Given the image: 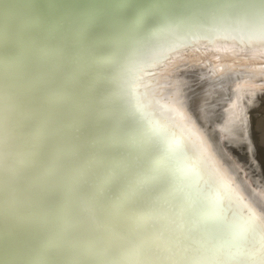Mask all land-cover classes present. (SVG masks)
<instances>
[{"label": "bare ground", "instance_id": "obj_1", "mask_svg": "<svg viewBox=\"0 0 264 264\" xmlns=\"http://www.w3.org/2000/svg\"><path fill=\"white\" fill-rule=\"evenodd\" d=\"M262 26L264 0H0V264L259 260Z\"/></svg>", "mask_w": 264, "mask_h": 264}, {"label": "snow or ice", "instance_id": "obj_2", "mask_svg": "<svg viewBox=\"0 0 264 264\" xmlns=\"http://www.w3.org/2000/svg\"><path fill=\"white\" fill-rule=\"evenodd\" d=\"M254 33L264 35V26ZM245 123V135L249 144V152L254 153V146L251 145L250 129L247 128V121ZM238 226L247 234L248 246L259 252V260L250 261L249 264H264V224H258L255 219L249 217L239 223Z\"/></svg>", "mask_w": 264, "mask_h": 264}]
</instances>
